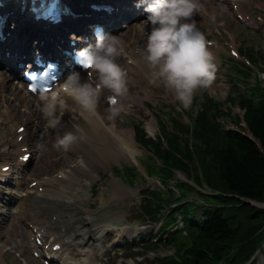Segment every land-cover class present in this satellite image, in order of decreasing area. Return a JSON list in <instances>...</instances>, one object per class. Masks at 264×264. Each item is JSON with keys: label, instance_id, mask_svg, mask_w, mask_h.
<instances>
[{"label": "trees", "instance_id": "trees-1", "mask_svg": "<svg viewBox=\"0 0 264 264\" xmlns=\"http://www.w3.org/2000/svg\"><path fill=\"white\" fill-rule=\"evenodd\" d=\"M247 56L254 64L262 62L264 71V52L249 50ZM239 73L245 80L250 77L248 68ZM238 92L227 100V112L220 102L205 100L190 116L191 125L173 118L171 131L162 124L156 139L148 137L142 125L135 126L136 140L152 154L150 172L164 187L145 190L143 207L153 220L168 211L163 227L170 230L161 242L174 250L150 264H247L264 244V209L242 202L264 203V87L257 82ZM235 107L244 110L246 127ZM225 117L240 130L224 127L219 119ZM177 172L217 193L197 191L177 179ZM171 180L177 199L168 188ZM189 193H196L204 204L189 199Z\"/></svg>", "mask_w": 264, "mask_h": 264}, {"label": "rangeland", "instance_id": "rangeland-1", "mask_svg": "<svg viewBox=\"0 0 264 264\" xmlns=\"http://www.w3.org/2000/svg\"><path fill=\"white\" fill-rule=\"evenodd\" d=\"M229 2L230 0L220 5L215 3L212 6L205 4L207 11L204 18H202L199 13H195L197 19L201 22L199 27L205 31L207 38L218 43L220 46V49L216 52L218 63L215 78L210 86L201 87L196 90L193 100L194 98H198V101L195 106H198L199 102L205 96L213 97L216 100L225 103V100L229 96H232V91L237 89L235 85L237 83L233 80L232 71L227 70L230 62L225 58L230 51L227 43H234V46L237 49L243 48L245 50L250 48L255 51L259 50L264 52V0H256V2L263 5V7L254 9L253 21H255V24L252 27L247 24V26H243L235 19L231 12ZM123 16L124 13L118 15L117 18ZM139 20H142V18L140 17ZM141 32L143 33V31ZM125 33V31L119 33L120 37L122 38V34ZM242 59L244 58H241V60ZM0 70L2 71L1 68ZM261 77H263V75H261ZM146 87V82H143L141 88ZM148 89L152 91V95L149 97H146L145 94L139 92L143 97H146L143 100V106L139 108V112L135 111L132 114H126L121 111L116 117V119H118L117 125L119 127L133 129L134 123L141 122L149 136L151 133V136H156L157 133L160 132L157 122L160 124L162 122L169 123L170 117L176 116L175 113H178L177 110L179 112H194V108H192L194 106L193 102L189 108H184L178 100L174 99V93L165 89L163 86L149 82ZM138 91L139 90H136V92ZM102 92L100 95H103L105 90ZM99 103L101 104V110L106 115L108 124H114V120L108 118L110 116L111 108L105 102L104 96H100ZM227 106L228 105H225L224 107L227 108ZM17 107L25 113L20 105H17ZM235 111L243 117V111L238 108ZM182 118L186 119V116L182 115ZM229 121L230 120L228 119H223L222 124L225 127H235ZM150 122H154L155 125L149 126ZM18 124H24V122L13 116L7 117L5 113V105L0 101V149L3 140H12L15 128ZM43 125L48 126L49 123L45 121ZM242 125L245 126L244 123H242ZM54 136L57 137L56 135ZM137 146L139 151L136 154V160H133L132 162H128L125 158L107 160L106 162H103L104 168L98 172L95 181L81 180L83 190L75 188L68 193V197L73 198L72 200L76 206H79L83 211L92 214V217L96 219L95 224L92 225V228L97 229L93 238L100 236L102 233L103 236L106 237L101 242L103 251L100 253L94 251V257L90 263L136 264L134 260L119 258L126 253L123 251H117V249L120 248L119 246L122 245L125 237L132 235L133 239L140 244L138 241L142 240V238L149 239L151 233H153L151 235L154 237L161 232L160 225H153L151 222L146 221L145 227H141V223L136 222L135 220L136 218H139L136 209L140 204L143 187L147 185L151 187L160 186L159 181L156 178L146 177L145 184L130 185L122 183L119 178L121 176L124 182H130L128 177L122 175V171L127 167L136 168L145 176V169L147 172L150 171L149 164L145 165V162H149L144 156L148 155L147 152L140 145L137 144ZM7 152L13 153V147L8 146ZM61 156L62 155L59 153V157ZM37 158L38 159L34 160L33 165L29 167L27 172L22 175L23 179H21L20 173L15 170L12 174L13 178L11 185L0 186V190L6 192L2 193L3 195L1 196L0 204L9 200L13 201L11 211L15 210V205L27 197L28 184L31 181H34V179L44 178L47 177L48 174H51L49 172L52 171V166L45 164L44 160H42V162L40 160L39 162V155H37ZM75 159L73 160L74 163L76 162ZM4 161V158L0 155V163ZM178 177L185 178L184 174L180 172L176 174V178ZM133 181L138 183L141 181V178L136 176ZM116 182H120L121 185L127 189L125 198L120 200H116L114 197L116 193ZM170 183L173 182L171 181ZM190 195L194 199H198V202L202 203L199 196H196L195 194ZM66 200L65 197L56 200V202L59 203L57 214L64 219L71 215V212L64 207ZM206 201L208 202V200ZM51 215L52 214L49 211H45L46 218L50 219ZM8 216L10 215L7 211V207L0 208V264H41L27 248V243L30 240L27 224H20L17 222L12 225L11 221L8 220ZM86 216L87 215L84 212L80 214V217L85 218ZM76 226L77 223L71 226L70 233H72ZM87 228L88 227H86V229ZM104 228H106V230ZM122 232L126 234L123 237H119V234ZM93 238L90 240L89 245H85V250L95 248L97 242L94 241ZM101 243H98V245ZM155 243H157V241ZM170 254H172L171 250L160 246L156 251L149 252L147 257L148 260H153L166 257ZM261 258L262 255L260 256V260Z\"/></svg>", "mask_w": 264, "mask_h": 264}, {"label": "clouds", "instance_id": "clouds-1", "mask_svg": "<svg viewBox=\"0 0 264 264\" xmlns=\"http://www.w3.org/2000/svg\"><path fill=\"white\" fill-rule=\"evenodd\" d=\"M145 11L148 13L146 19L137 24L144 35L140 53L150 70V82L170 90L174 99L189 108L196 90L210 86L217 69L205 31L197 26L195 19H190L201 12V0H150ZM149 24L150 30L146 28ZM96 36L95 45L79 49L77 57L83 67L93 74L98 73V79L94 75L84 78L80 71H72L59 89L42 96L41 112L52 127L59 123L58 109L64 105L65 94L86 114L95 115L100 94L107 89L112 93L108 118L115 120L122 111L118 101L127 94L129 74L117 58L124 42L120 34L105 36L102 28L96 29ZM85 135V130L76 125L59 135L55 146L68 150Z\"/></svg>", "mask_w": 264, "mask_h": 264}, {"label": "bare ground", "instance_id": "bare-ground-1", "mask_svg": "<svg viewBox=\"0 0 264 264\" xmlns=\"http://www.w3.org/2000/svg\"><path fill=\"white\" fill-rule=\"evenodd\" d=\"M248 2L249 0H240L239 5L242 12L245 11ZM123 24L124 23H121V26ZM150 28L151 25H149L147 29L150 30ZM128 29L130 43L126 45L123 41L124 46L121 51L122 56L117 59L128 70V83L136 85L141 81L149 80L150 70L140 53V49L144 44V35L139 38L141 26L136 24L133 27H128ZM12 76L13 74H9L7 77ZM82 76L84 78L88 77L85 74H82ZM8 97L13 100L21 101L26 110L30 113H34V115L41 113L42 98L37 97L36 99H29L27 90L22 84L17 86L14 84L11 86L8 85L6 78H3L2 73L0 72V98L5 103L7 102ZM119 102L124 110L131 112L135 106L143 104L142 97L128 92L126 96L119 99ZM31 108L34 110H31ZM6 109L8 112L13 111V105H7ZM13 113L15 115H21L20 111L15 110ZM58 116L60 117L59 123L56 127L49 125L50 130L63 127L64 124H69L67 130H72L76 125H79L85 130L86 135L84 138L73 143L69 148L70 151L76 154L77 162L75 164L64 162L59 171L61 174L51 175L49 178L39 180V187H43L42 191L40 192L39 189H37V186L31 188L30 199L22 204H18L17 211L12 212L10 220L20 223L29 221V223H31L32 229L29 233L30 237H32V233L35 234V242L31 243L29 248H32L35 252L41 248L36 242V238L39 235L43 241V247L50 244V251L53 252V256L58 257L63 251H69V259L71 260V263H68L69 259L66 258L64 259V261H66L64 262L65 264H73V262L84 264L85 261L89 264L88 257L89 254L92 255L93 252L84 251L83 243L86 235H91L93 230L82 231L77 229L72 234L66 232V228H69L72 223L84 224L82 223L81 218L77 216L80 212L79 208L73 207V202L71 200H68L64 204L66 209L72 213L67 219H61L59 216H56L55 213L52 214L53 216L51 219H47L44 216H37L34 212L41 211L40 209H42V207L45 210H48L49 204L51 205V210L55 212L58 204L54 199L63 196L69 189H73L74 187L79 186L82 188L80 183L81 178L86 177L91 180L96 179V172L102 167V163L110 159L118 160L125 158L128 162H132L137 159L136 154L139 150L134 139L133 130L131 128L119 127L117 125L118 119L114 120V124L108 125L106 115L102 112L99 102L97 103L95 115L86 114L71 96L65 94L64 105L58 109ZM45 132L48 133V130L45 129ZM34 133H36V131H34ZM21 135L23 136L22 141H18V134H15L14 136L15 142L13 143L15 146V152L11 157L15 159L25 153L23 150L28 147L25 132ZM8 143L9 141L5 142V144ZM49 146L51 151L56 150L54 148L55 143L52 141L49 142ZM61 150L67 151L63 148H61ZM5 155L7 156L8 154ZM52 158L53 157H50V160ZM53 184H58L59 187H55ZM115 186V197H124L126 194L125 188L118 182H116ZM94 220V218L88 216L86 217V224L90 221L93 222ZM77 234H79V236L82 234V236H78L77 238L74 237ZM56 244L60 245L61 249L53 251L52 247Z\"/></svg>", "mask_w": 264, "mask_h": 264}, {"label": "water", "instance_id": "water-1", "mask_svg": "<svg viewBox=\"0 0 264 264\" xmlns=\"http://www.w3.org/2000/svg\"><path fill=\"white\" fill-rule=\"evenodd\" d=\"M243 203L244 204H250L252 206H258L259 207V205H257L254 201H251V200L243 199Z\"/></svg>", "mask_w": 264, "mask_h": 264}]
</instances>
